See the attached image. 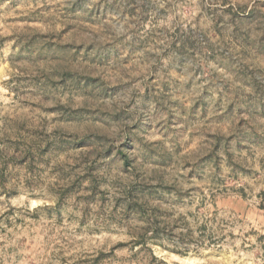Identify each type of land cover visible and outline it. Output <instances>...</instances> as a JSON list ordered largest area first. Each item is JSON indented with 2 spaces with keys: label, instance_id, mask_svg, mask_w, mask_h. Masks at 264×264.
I'll list each match as a JSON object with an SVG mask.
<instances>
[{
  "label": "rangeland",
  "instance_id": "1",
  "mask_svg": "<svg viewBox=\"0 0 264 264\" xmlns=\"http://www.w3.org/2000/svg\"><path fill=\"white\" fill-rule=\"evenodd\" d=\"M0 264H264V0H0Z\"/></svg>",
  "mask_w": 264,
  "mask_h": 264
}]
</instances>
